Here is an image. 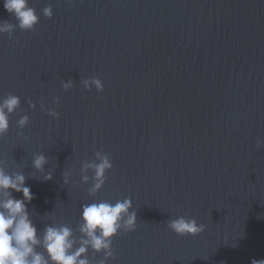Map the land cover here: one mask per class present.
<instances>
[{
	"label": "water",
	"instance_id": "95a60500",
	"mask_svg": "<svg viewBox=\"0 0 264 264\" xmlns=\"http://www.w3.org/2000/svg\"><path fill=\"white\" fill-rule=\"evenodd\" d=\"M30 5L36 30L0 35V101L20 99L0 137V166L25 176L41 239L47 227L67 225L79 247L84 205L130 198L137 228L113 240L107 264L264 260V0ZM49 5L52 19L43 14ZM5 20L17 23L0 0ZM93 77L102 92L84 88ZM62 81L73 87L66 92ZM97 151L113 169L90 194L94 172L84 165L98 162ZM38 154L47 157L43 171ZM179 216L206 230L177 235L167 225ZM87 258L100 264L104 254L89 248Z\"/></svg>",
	"mask_w": 264,
	"mask_h": 264
},
{
	"label": "clouds",
	"instance_id": "9594fccd",
	"mask_svg": "<svg viewBox=\"0 0 264 264\" xmlns=\"http://www.w3.org/2000/svg\"><path fill=\"white\" fill-rule=\"evenodd\" d=\"M3 5L17 23L0 21V35L7 34L9 39H12L16 27L26 32L36 30L40 20L35 8L30 5V0H3ZM43 14L48 19L53 18L51 5L44 8ZM82 83L88 91L93 87L100 92L104 90V84L98 77L85 79ZM61 86L67 92L73 84L62 81ZM59 102L60 98L57 97L56 103ZM19 105V97L11 94L0 101V137L10 131L9 117ZM49 115L59 118V112L55 110L49 112ZM19 124L21 127L26 126L28 117H23ZM260 147H264L262 140L257 141V148ZM96 159L98 162L84 165L85 170L92 169L94 172V183L89 189L90 194H95L104 187L106 174L113 169V163L107 153L97 151ZM47 162L46 156L38 154L33 163L36 169L43 171ZM44 179L51 180L52 175L49 173ZM83 179L87 181L89 178L85 175ZM10 190L22 193L24 199H14ZM32 199L30 188L25 186V176L10 175L3 166H0V264H92L87 258L89 248L96 253H103L104 259L100 264H107L108 260H115L113 240L121 231L129 233L137 228V215L131 210L132 200L125 198L117 200L114 204L99 201L83 206L82 222L79 226L83 238L79 241V247L75 246L77 242L73 239V230L67 225L47 227L41 239L27 210L26 202L30 203ZM167 226L182 237H195L206 230L205 226L199 224L196 219L185 216L169 221ZM41 245L47 256L36 250ZM251 264H264V260L253 259Z\"/></svg>",
	"mask_w": 264,
	"mask_h": 264
}]
</instances>
